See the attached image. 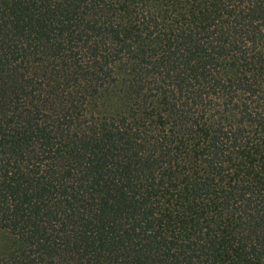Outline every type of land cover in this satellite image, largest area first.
<instances>
[{
    "label": "trees",
    "instance_id": "trees-1",
    "mask_svg": "<svg viewBox=\"0 0 264 264\" xmlns=\"http://www.w3.org/2000/svg\"><path fill=\"white\" fill-rule=\"evenodd\" d=\"M0 264H264V0H0Z\"/></svg>",
    "mask_w": 264,
    "mask_h": 264
},
{
    "label": "rangeland",
    "instance_id": "rangeland-1",
    "mask_svg": "<svg viewBox=\"0 0 264 264\" xmlns=\"http://www.w3.org/2000/svg\"><path fill=\"white\" fill-rule=\"evenodd\" d=\"M10 245V240L9 238L3 234V233H0V249L1 250H6Z\"/></svg>",
    "mask_w": 264,
    "mask_h": 264
}]
</instances>
